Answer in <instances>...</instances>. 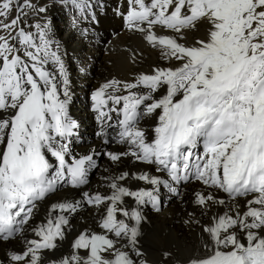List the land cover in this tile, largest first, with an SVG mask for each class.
Wrapping results in <instances>:
<instances>
[{
    "label": "snow or ice",
    "instance_id": "obj_1",
    "mask_svg": "<svg viewBox=\"0 0 264 264\" xmlns=\"http://www.w3.org/2000/svg\"><path fill=\"white\" fill-rule=\"evenodd\" d=\"M124 4L157 63L91 92L99 145L78 154L50 13L94 27L99 0H0V264H152L143 229L166 198L195 236L187 264H264V0Z\"/></svg>",
    "mask_w": 264,
    "mask_h": 264
},
{
    "label": "bare ground",
    "instance_id": "obj_2",
    "mask_svg": "<svg viewBox=\"0 0 264 264\" xmlns=\"http://www.w3.org/2000/svg\"><path fill=\"white\" fill-rule=\"evenodd\" d=\"M106 4L105 8L99 7L97 15L100 23L91 26L84 23H75V17L68 8L54 9L50 15L54 18L55 35L61 44L62 49H66V66L71 76L72 102L70 113L77 117L80 124V136L82 147L80 154L86 153L92 145H99V140L93 135L97 130L98 122L95 119L96 113L91 110V92H86V88L97 89L106 80L117 78L120 80H130L136 73L149 70L157 63V56L147 48L138 33H133L126 29L122 19L116 15L115 9L119 4H124V0H99ZM126 7V4H124ZM102 10H105L103 17H100ZM87 28L88 34L84 35L82 30ZM100 35L102 42L96 41V36ZM142 51L144 61L133 64L131 62L132 52ZM94 75L90 78V75ZM76 78L78 83L76 84ZM78 102H80L78 104ZM113 149L118 145H112ZM107 161H101L102 165H107ZM122 167L131 171L137 169L144 170L142 165H132L128 160L124 161ZM97 172L91 177L93 186H96L99 176ZM198 185L191 184L187 191L191 192ZM107 191V189H102ZM181 205L172 200H165L163 210L158 214L148 211L147 215L151 221L144 226V248L148 252V258L152 264H166L161 257V251L168 249L173 252L172 260L167 264H187L189 256L193 254L195 236L183 231L179 224L174 223L177 219L183 220L180 215ZM43 214V208L41 215ZM76 227L80 226L79 218L72 221Z\"/></svg>",
    "mask_w": 264,
    "mask_h": 264
},
{
    "label": "rangeland",
    "instance_id": "obj_3",
    "mask_svg": "<svg viewBox=\"0 0 264 264\" xmlns=\"http://www.w3.org/2000/svg\"><path fill=\"white\" fill-rule=\"evenodd\" d=\"M104 13H105V10H102ZM78 83V81H77V78H76V84ZM89 90H90V88H88L87 90H86V92H89ZM80 102H78V104H79ZM83 142H88L87 140L85 141V140H82Z\"/></svg>",
    "mask_w": 264,
    "mask_h": 264
}]
</instances>
